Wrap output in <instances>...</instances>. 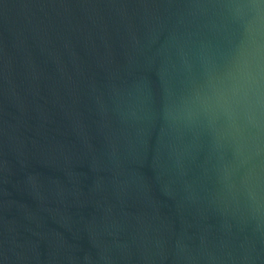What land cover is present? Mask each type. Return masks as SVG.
I'll list each match as a JSON object with an SVG mask.
<instances>
[{
    "label": "water",
    "instance_id": "obj_1",
    "mask_svg": "<svg viewBox=\"0 0 264 264\" xmlns=\"http://www.w3.org/2000/svg\"><path fill=\"white\" fill-rule=\"evenodd\" d=\"M262 13L0 0V264H264V100L221 99Z\"/></svg>",
    "mask_w": 264,
    "mask_h": 264
},
{
    "label": "clouds",
    "instance_id": "obj_2",
    "mask_svg": "<svg viewBox=\"0 0 264 264\" xmlns=\"http://www.w3.org/2000/svg\"><path fill=\"white\" fill-rule=\"evenodd\" d=\"M261 31H264V13L249 24L248 39L234 57L227 74L229 86L221 96L225 102L229 99L237 103H251L253 98L264 100V43L258 39Z\"/></svg>",
    "mask_w": 264,
    "mask_h": 264
}]
</instances>
